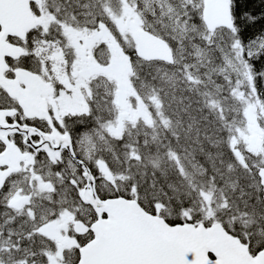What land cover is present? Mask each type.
Here are the masks:
<instances>
[{"label":"snow or ice","instance_id":"snow-or-ice-1","mask_svg":"<svg viewBox=\"0 0 264 264\" xmlns=\"http://www.w3.org/2000/svg\"><path fill=\"white\" fill-rule=\"evenodd\" d=\"M0 264H264V0H0Z\"/></svg>","mask_w":264,"mask_h":264}]
</instances>
